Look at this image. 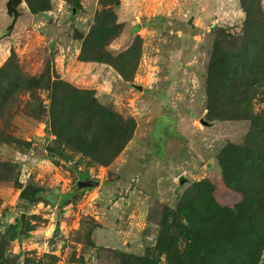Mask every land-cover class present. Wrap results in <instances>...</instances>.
Wrapping results in <instances>:
<instances>
[{
	"label": "rangeland",
	"instance_id": "1",
	"mask_svg": "<svg viewBox=\"0 0 264 264\" xmlns=\"http://www.w3.org/2000/svg\"><path fill=\"white\" fill-rule=\"evenodd\" d=\"M8 1L0 264H264V0Z\"/></svg>",
	"mask_w": 264,
	"mask_h": 264
},
{
	"label": "water",
	"instance_id": "2",
	"mask_svg": "<svg viewBox=\"0 0 264 264\" xmlns=\"http://www.w3.org/2000/svg\"><path fill=\"white\" fill-rule=\"evenodd\" d=\"M19 2H20V0H9V1L7 2V5H6L8 12H11V11L14 12V9L11 8V5L15 6V5H17Z\"/></svg>",
	"mask_w": 264,
	"mask_h": 264
},
{
	"label": "bare ground",
	"instance_id": "3",
	"mask_svg": "<svg viewBox=\"0 0 264 264\" xmlns=\"http://www.w3.org/2000/svg\"><path fill=\"white\" fill-rule=\"evenodd\" d=\"M177 52V51H176ZM174 55V54H173ZM171 59V58H170Z\"/></svg>",
	"mask_w": 264,
	"mask_h": 264
}]
</instances>
